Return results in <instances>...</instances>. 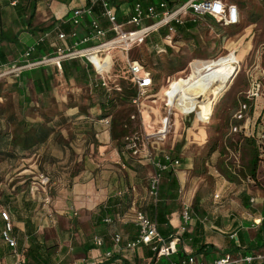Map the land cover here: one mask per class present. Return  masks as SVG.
I'll list each match as a JSON object with an SVG mask.
<instances>
[{"label":"rangeland","instance_id":"374dc122","mask_svg":"<svg viewBox=\"0 0 264 264\" xmlns=\"http://www.w3.org/2000/svg\"><path fill=\"white\" fill-rule=\"evenodd\" d=\"M227 1L235 3L240 9L241 20L238 25L224 27L210 19L208 22L211 26L209 27L205 20L199 19L195 23L196 28L188 33L191 36L189 39L188 35L172 33L170 38H163L158 45L154 43L156 37L153 33L145 41L135 43L130 47L120 44L101 54L85 53L82 58H77L81 62L82 73L84 72L83 66L94 74H97V70L93 64L97 65L98 68L107 67L103 77L110 89V97L113 99L117 97V94L126 90L128 92L136 90L129 73V63L140 61L147 65L153 76L161 74L158 80L154 82L153 87L142 97L143 100H141L142 103L139 108L133 105L119 106L112 115L119 124L115 128L116 131H125L132 137H129V140L125 139V144L134 140L140 149V152L135 156H132V152L126 149L123 162L127 164V167L123 170H127L128 164L138 159L153 161L154 159H161V155L164 154L179 158L183 163H187L189 158L193 162L197 159L195 165L199 170L188 173L190 181L201 182L198 191L201 200L195 199L192 203L190 202L193 215L199 216V224L207 237L218 234L219 240L222 237L226 242L232 244V240L229 238L231 234L221 236L217 229L231 232L230 226L236 218L246 221L244 214L250 212L256 204L249 199L256 197L254 195L256 189H264V179H262L264 176V153L261 155L263 160H261L262 164L259 167V170L262 171L259 172L256 180L251 179L253 183H249L248 177H251L250 160L254 157L255 148L247 141L243 133L234 132V126L243 124V122L236 121L235 116L244 104L248 106L246 113H249L251 108L253 111V107L250 106L251 102H258L259 109L264 107V0ZM31 2L32 0H18L17 10H15L17 20H15L14 13L8 12V8L6 11L1 10L0 25L11 28L9 30L12 31V34L17 31L19 36L20 34L23 35V38L26 36L29 38L30 35L34 37L38 32L42 33L49 23H40L33 30L39 19L38 13L34 12L30 5ZM125 12L118 8V20L119 15L124 18ZM32 14L35 16V22L33 21L32 25H29ZM191 18L192 16H188L187 20H191ZM101 25L104 28L103 20H101ZM123 30L131 31L133 29L125 26ZM106 40H110L108 35ZM26 44L28 43L4 47L7 52L6 61L10 64L8 63L7 72L3 76L0 72V108L5 111V117L2 121L3 130L10 136L21 137L24 128L18 123L23 120L28 123L40 122L46 126L63 122L66 117L68 121L62 123L59 128H55L49 140L42 144L31 158L24 159L20 154H17L13 159L0 157V212L4 208L12 209L13 212L20 211V209L24 210V203H21L22 199L18 201V197L23 196L24 202L28 193L31 196L33 191L29 189L30 185L39 182L42 175L49 176L51 179L47 189L50 196H53L55 188L56 191L60 189L57 186L66 185L68 187L69 184H73L75 179L70 177L80 166L78 160L85 154H91L89 149L90 142L93 140L91 125L94 126L97 121V118H94L96 114L91 111V106L95 102L104 103L106 99L104 95H101V93L104 94L103 92L93 91L92 87H89L84 81L85 77L82 74L78 75V72L74 79L67 80L62 70L55 63L33 67L31 65L33 55L31 57L25 56L30 47ZM161 44L170 46L173 52L164 53ZM95 45L92 43L88 47ZM84 49L86 48H82V50ZM45 56L42 55V58ZM100 59L104 61L105 65H100ZM171 59H175L179 63L176 72L170 69L169 60ZM195 61L197 62L194 64ZM229 62H233L232 66L236 68V74L233 78L224 79L221 86L215 87L218 85V71L212 76L196 80L200 72L205 71L208 67ZM158 63L163 65V70H159L155 66ZM92 77L94 76L92 75ZM192 81L194 83L191 84ZM256 82L261 84L260 96L257 100L251 101L253 99L251 93ZM189 84L190 86L186 87ZM213 86L215 89H212ZM184 88L183 94L177 95L179 90ZM199 94L204 96L199 99V104L196 105L194 104L195 98ZM170 102H175L172 107H170ZM169 109L172 111L170 116ZM82 112L90 115L89 117L93 121L84 119V117L77 119V115ZM9 117H14L17 121L8 124L6 118ZM166 117L169 119L167 125L164 126ZM107 121L108 123L106 120L103 122L110 125L109 119ZM159 130L161 132L165 130L164 134L159 136V139L158 137L149 139L150 146H144V136ZM214 151L217 152V155L215 160L210 162L209 167L216 169L218 167L221 173L222 160L225 158L226 161L230 162L229 166L235 173L228 171L225 178L238 181L239 185H231L224 192L220 190L217 192L215 186L210 187L214 181L208 177L203 168L206 167L209 152ZM222 154L225 156L223 157ZM121 164L123 163L121 162ZM229 172L231 173L230 176H228ZM54 176L61 178L52 188ZM146 176L144 180L147 182ZM165 179L164 174L163 184ZM243 179L246 183L242 182ZM163 190L164 186L162 185V196L164 195ZM180 191L178 188L173 190L172 195L169 196L170 200L165 203L163 201L161 204L158 203L159 208L162 209L163 206H166V208L164 207L166 213L171 212L170 214L176 213L181 216L183 203L187 199L186 192L183 190L184 192L180 194ZM36 193H40L36 194V197L42 199V204L32 201H28L27 204L29 203V206L33 207L34 210L37 209L33 213L36 217L35 221H42L41 224H44L46 216L43 206L52 208V198L50 197V204L46 205L43 202L46 193L44 194L40 189ZM217 193L221 195L219 198L215 196ZM244 195L247 202L245 199L242 200ZM136 203L134 202V206L129 212L138 208ZM148 215L155 219L149 213ZM49 217L51 219L50 226L59 224V227L63 228L64 220H58L56 214ZM134 229L137 231L136 227ZM53 232L52 229H48L44 234L41 231L38 233L39 235L36 234L39 240L43 242L44 251L53 247V264H64L68 260L72 261L71 256L64 259L66 253L63 254V252L67 250V247L63 243L64 240H70L73 244H77L76 237L71 235L67 239L68 236L62 237L60 235L61 238L58 240ZM18 237L19 243H25L24 247L27 248L28 238L22 234ZM48 238L51 240H47ZM86 238L87 244L91 245L93 235L86 236ZM185 241L190 244V247L194 243L188 239ZM84 246L82 245L81 250H75L73 254H80L81 257L88 255ZM0 250H4L5 253L4 258H0V264H13L15 262L12 251L5 246L1 236ZM213 252L216 253L217 251ZM198 253V251L193 252L195 255ZM202 254L206 257L210 253ZM134 256V264H145L139 256L136 254ZM102 260L103 257L101 256L100 261ZM163 261L165 263V259ZM207 261L211 260L207 258Z\"/></svg>","mask_w":264,"mask_h":264},{"label":"crops","instance_id":"0c3cea01","mask_svg":"<svg viewBox=\"0 0 264 264\" xmlns=\"http://www.w3.org/2000/svg\"><path fill=\"white\" fill-rule=\"evenodd\" d=\"M111 4L116 8L117 15H118V8H120V11H126L123 15L124 18H121L122 16L119 15V22L120 24H126L130 20L132 16V8L135 2H141L145 7L157 4L158 2H161L162 0H109ZM130 1V2H129ZM166 1V0H165ZM171 1V0H170ZM17 2L18 0H0V4L3 5L2 11H6V8H8V12L14 13L15 20H17V13L15 10H17ZM94 3V0H32L31 7L34 12H37L38 16V23L33 28L36 29L38 27V24L40 23H49L47 27L52 26L51 29H48L47 31L38 32L36 36H31L29 38H23V35L16 31L13 35L18 37L17 44L21 43H28L26 45L31 46L33 45L39 38H41L46 32L54 30L57 26H63L64 24H67L70 17L72 16V12L77 8H82L88 5H92ZM8 5V6H7ZM98 9L99 14L102 13V7L99 4L95 6ZM126 7V8H125ZM47 13V14H46ZM36 15V14H35ZM103 20L105 26V29H110L111 25L109 22L101 18ZM33 21L35 22V16L33 17ZM32 21V22H33ZM189 22V21H188ZM205 22L208 23V26L211 25L208 22V19L205 20ZM69 24V23H68ZM32 25V23H31ZM196 25V24H195ZM110 26V27H109ZM109 27V28H108ZM131 27V26H129ZM11 28L5 27L3 25H0V31H7ZM32 29V28H31ZM76 31L83 34L86 32L85 25L82 27H73ZM27 35L29 33H26ZM109 38H112L114 36L113 33L107 34ZM1 38V37H0ZM25 39V40H24ZM107 39V37H106ZM105 39V40H106ZM33 40L35 41L33 43ZM33 44H30V43ZM53 46L54 49H57L58 47H63L66 44H70L69 41L67 42H61L57 39V33L54 32L51 35V38L48 40V42ZM17 44L15 42H8V41H0V72L2 73V76L4 73H6V68L9 62L6 61L7 58V52L5 51L4 47L6 45H12ZM37 53V52H36ZM35 53V54H36ZM34 56V55H33ZM32 56V57H33ZM42 58V57H40ZM38 58V59H40ZM79 59V58H78ZM32 60H36L33 59ZM81 64V62L79 61ZM10 64V63H9ZM83 75L87 76L84 81L87 82L89 87H92L91 82L92 80L97 81L96 74L91 73V71L83 66ZM63 73V69H62ZM76 75V74H75ZM92 75L94 77H92ZM224 79H227L226 77H220L217 79L218 86H221ZM89 80V81H88ZM194 83L193 81L191 84ZM190 85V84H189ZM213 86L212 89H215ZM121 90V89H120ZM122 91V90H121ZM200 98L204 96L203 94H199ZM175 102H170V107H172ZM252 104L250 106L253 107L251 110H249L248 115L250 116V119L253 120L252 123L255 124L259 120L260 114L263 110V108H258V102H251ZM101 103H94L91 107V111L96 114L97 121L94 123V126L91 125V132H92V142H90V155H83L78 160V164L80 165L78 170L73 174L71 179H75L72 185H59L57 188H60L58 191L53 192V196H50L52 198V208L49 206H43V211L45 217L44 224H41L40 221H35V218L33 213L37 211V209H33V207L29 206L30 204L27 202L32 201L34 203H41L42 199H38L36 197V193L39 192L38 189H36V185L32 183L30 185L29 189H31L32 195L28 193V196L26 199H24L23 202V196L21 198L18 197V201L21 199V203H24V210L13 212L12 209V218L14 220L15 230L20 235H26L28 231H33L34 234H38L40 231L41 233H45L48 231V229H52L53 234L56 239L59 240L61 236H68L67 239L72 235L76 237L77 244L70 240H64L63 245L67 247V250L63 252L64 259L67 256L72 257V261L68 260L64 262V264H83V260L86 259L88 264H116V262H122L124 264H134V258L135 254L139 256L140 259H142L143 263L150 264V259L147 258V251L149 250L147 247H142L137 252H129L124 248H114L111 241V236L120 233L123 235L125 243L129 240H133L136 237L137 231L134 229L135 226L133 225V216L131 213H124L123 216L125 218L123 221L116 220L117 215L116 212L120 209L119 203H123V206L130 204L131 201L134 202H144L147 200L148 205L151 202L149 200L148 196V181L150 176H152L155 172V167L153 165V161L148 160H136L132 163L128 164V169H126L127 164L123 162V157L125 156V151L122 149V151L119 150L118 147V140H114L112 136V121L113 118H109V124L106 125L103 121L108 119H100L102 115V109L100 106ZM196 104V103H194ZM197 105V104H196ZM264 106V105H263ZM90 111V110H89ZM90 116V115H89ZM88 114H85V112H82L81 114L77 115V119L79 117H84V119H88L90 121H93ZM147 118V117H146ZM89 123V122H86ZM111 126V127H110ZM160 131V130H159ZM157 131V132H159ZM157 132L149 133L144 136L143 144L144 146H150L149 139L158 137L160 138ZM152 134H155L154 137H151ZM130 135L128 133L121 138L122 143H125V139H130ZM132 138V137H131ZM248 139L247 137H245ZM134 141V140H133ZM253 148H255V154L257 153L256 150L259 152V163L258 168L256 171V177H248V182L251 183L252 180H256L259 172L262 170H259V167L261 163V160H263V157L261 156L263 153L260 151V149L253 145ZM132 156H135L133 152L131 153ZM217 155V152H209V159L207 160L205 172L208 174V177L214 181V183L210 184L211 186H215L216 191L220 190L221 192L227 191L231 186L234 184H240L238 181L232 180V179H226L225 174L227 176V172L231 170V167L229 166L228 161L222 160V172L220 173L216 168L209 167L210 162L215 160V157ZM223 155V154H222ZM163 155H161L162 157ZM225 155H223L224 157ZM54 157V156H53ZM250 160H253V158ZM29 159V158H28ZM55 160V159H54ZM127 161V159H126ZM181 164L179 167L170 170L167 174H165V183L163 184L164 190H163V202L165 203L167 200H170L169 196L172 195L173 189H168V182L170 181L169 175L172 174L176 177L178 181V190H181L182 192H186V202L192 203L195 201L201 200L200 195H198L199 187L201 186V182L198 181H190L188 173L191 171H198L196 160L194 162L189 158V161L187 163H183V161L180 159ZM121 162L123 164H121ZM250 165V164H249ZM251 166V165H250ZM249 166V167H250ZM213 169V170H212ZM250 170V169H249ZM28 171V170H24ZM225 172V173H224ZM229 172L228 176L231 175ZM251 172V170H250ZM235 174L234 172H232ZM147 174V176H146ZM216 174V175H215ZM147 177V182L144 180L145 176ZM260 177V176H259ZM61 177H53V184L52 188L56 186L58 183L57 181ZM252 179V180H251ZM264 179V176L263 178ZM243 183H246L244 179L242 180ZM253 183V182H252ZM190 186V187H189ZM36 190V191H35ZM130 190V191H129ZM184 190V191H183ZM54 191V190H53ZM219 191V192H220ZM246 195V194H245ZM243 196L242 200L245 199V202H247V198ZM256 197H251L249 199L252 202H256L255 206H253V209L250 210V212L244 214L246 221H241L240 218H236L234 220V223L230 226L231 232H224L221 229H217L219 234L221 236L224 235H230V239L232 240V244H229L228 241L226 242L224 238L217 237L218 234L215 236L207 237L206 234L203 233L202 227L199 224V216H194L195 219L193 223L189 226L188 232L191 234H196L197 238H199L200 243L196 244L195 246L190 247V244L187 243V241L182 240V236L184 233H182L181 225L182 221L180 218V215H177L176 213H166L165 212V218H167V223L161 225V227L164 230H168L171 228L172 230L169 232L172 234L170 236L173 238H179L180 239V250L184 252V255H193L196 256L200 261L204 262H210L207 261V258L211 261L215 260L216 258L222 256L226 253H231L233 255L239 254V252L243 255L245 254H256V255H264V189H256L255 194ZM215 196H221L220 193L215 194ZM224 197V196H223ZM249 197V196H248ZM37 198V199H36ZM111 200V206L107 207L109 201ZM41 201V202H40ZM244 201V200H243ZM168 205V204H164ZM166 208V206H163V208ZM7 208H4L3 210H6ZM2 211V210H1ZM17 214V215H16ZM54 214L57 215L58 220H64L65 223L63 224V228L61 229L59 227V224H55L50 226L49 223H51L50 215L54 216ZM122 216V217H123ZM233 216V214H232ZM55 218V217H54ZM107 218L114 219V222L112 224H107L105 220ZM152 218V217H151ZM153 219V218H152ZM155 220V219H154ZM50 221V222H49ZM74 221V223H73ZM156 221V220H155ZM116 222V223H115ZM201 222V221H200ZM158 223V222H157ZM39 235V234H38ZM61 235V236H60ZM93 235L92 243L87 244L86 242V236ZM95 237H102L106 240L108 248L112 249L113 251V257L111 260H108V262H101L100 257L104 255L105 249H96L93 240ZM26 238H28L26 236ZM47 240H51L48 238ZM192 240V239H189ZM82 245H85V249L87 250V254L84 257H81L80 254L75 255L73 252L75 250H81ZM205 245H213L216 248V253L212 252L208 256L205 257L204 254H193V252H200V248ZM74 246V247H73ZM70 248V249H69ZM190 251V252H189ZM192 253V254H191ZM53 258V257H52ZM176 258V259H175ZM179 256H175L172 259L177 260ZM165 259V263L164 260ZM62 261V260H61ZM74 261V262H73ZM170 260L166 258L158 259L156 264H168ZM6 264V263H3ZM14 264V263H13Z\"/></svg>","mask_w":264,"mask_h":264},{"label":"built area","instance_id":"2783aa9c","mask_svg":"<svg viewBox=\"0 0 264 264\" xmlns=\"http://www.w3.org/2000/svg\"><path fill=\"white\" fill-rule=\"evenodd\" d=\"M99 3L102 7V13L100 15L94 9ZM188 16H192L191 20H187ZM101 18L109 22L111 25L110 29L107 30L102 27ZM206 18L214 19L215 22L224 27H230L240 23L241 14L239 7L235 3L227 0H162L157 4H152L147 7L141 2H135L132 8V16L127 22V25L131 26L133 30L124 31L123 27H125L126 24L119 23L116 8H114L111 2L109 0H94L92 5L75 9L68 21L74 28H83L85 25L86 32L81 34L73 29L70 34H66V32L61 31V25L57 26L54 30L46 32L31 45L27 49L25 56L31 57L34 55L38 47L46 43L54 32H57V39L59 41H69L70 44L58 47L52 55L36 59L35 61L33 60L31 65L33 67H38L49 63H55L57 67L62 70V62L67 59L82 58L85 56V53L91 55L101 54L102 52H106L107 49L111 50L110 48L120 44H125L126 47H130L135 43L143 42L150 34L163 28H167L170 33L175 34L177 33L176 26H183L188 21L196 23L197 20H206ZM109 32L113 33L114 36L110 40H105ZM116 34L117 36H115ZM92 43L96 45L88 47ZM82 48L86 49L82 50ZM99 61L100 65H105L102 59ZM93 65L97 70V82L110 92L108 84L103 77V73L107 70V67L98 68L97 65ZM129 66V73L137 91L136 95L131 99V104L139 108L142 103L141 100H143L142 97L153 87L154 82L152 77L144 72V66H142L140 61L129 63ZM260 90L261 84L256 82L251 93V97L253 98L251 101H255L259 98ZM247 109L248 106L244 104L240 112L235 116L236 121L243 122V124L234 126V132L243 133V136L253 139L260 151L264 152V108L260 114L259 120L256 122V126L252 123L253 120L250 119L248 113H246ZM169 110L170 116L172 111L171 109ZM168 119V117L165 118L164 126L167 125ZM106 123H108L107 120ZM164 132L165 130H162V132L160 130L158 134L162 135ZM151 137H154V135H151ZM126 148L133 152L134 155L140 152L137 143L133 140L126 144ZM180 164V159L170 154H164L161 159L153 160L155 172L150 176L148 181V196L154 205H158V203L161 202V187L163 185L164 174L179 167ZM50 183V177L45 175L41 176L39 182L34 183L38 186L36 189H40L44 194L46 193L43 201L46 205L51 202L50 195L47 192ZM180 194H182V191H180ZM216 198H219V196H216ZM130 213L133 216V224L137 229L136 237L125 243L123 235L116 233L111 236L114 248L125 247L127 251L134 253L142 247H147L152 252L156 253L158 259L166 258L170 260V264H264V255H243L240 252L237 255L226 253L207 263L200 261L193 255H184L177 260H172L173 257L179 255L180 239L173 237L166 238L163 236L160 233L157 221L152 219L145 211L135 208ZM0 215L5 222V227L1 232L2 241L5 246L12 251V256L15 259L14 264H22L23 255L18 248L19 243L14 232L15 225L11 210H2ZM50 216L52 217V215ZM122 216L123 215L117 216L116 220L123 221L125 216ZM193 216L192 205L188 202H184L183 211L180 216L182 221V233L188 232L189 226L195 219ZM105 222L107 224H112L114 219L107 218ZM93 244L96 249H105L101 262L105 263L112 259L113 251L108 248L104 238L95 237ZM83 264H88L86 259L83 260ZM116 264L124 263L116 262Z\"/></svg>","mask_w":264,"mask_h":264},{"label":"trees","instance_id":"16d2710c","mask_svg":"<svg viewBox=\"0 0 264 264\" xmlns=\"http://www.w3.org/2000/svg\"><path fill=\"white\" fill-rule=\"evenodd\" d=\"M3 5L0 4V13H1V9H2ZM17 7V6H16ZM95 11L99 14L98 9L95 7L94 8ZM22 14V13H21ZM100 15V14H99ZM33 17L34 14H32V16L30 17V21H29V25H31L32 21H33ZM208 19V21L211 18H206ZM214 21V19H213ZM52 26H49L47 28L44 29V31H47L48 29H51ZM195 23L189 21L186 22L183 26H176V30L177 33L179 34H184V35H188V39L191 37L189 36L188 33L192 32L195 29ZM61 31L66 32V34H70L73 31V27L71 26V24H64L63 26H61ZM57 33V32H56ZM155 42L156 44H160L159 42L161 40H163V38H170V33L169 30L167 28H163L160 29L159 31L155 32ZM0 41H8V42H15L17 44L18 42V37L17 35L14 36L12 34L11 30H7V31H0ZM111 39V38H110ZM145 41V40H144ZM48 42V41H47ZM161 47H163L162 51H164V53H168L169 52H173L172 49L170 48V46H164L163 44L160 45ZM56 51V49L53 48V46H51V44L49 43H44L41 44L38 49H37V53L34 54L33 59H38L40 57H42V55H51L52 53H54ZM169 66L170 69L173 70V72H176V67L179 64L175 59H171L169 60ZM143 67L144 72L148 73L152 79L153 82L157 81L158 78L160 77L161 74H156V75H152L151 71H149V69L147 68V65L141 63ZM81 64L79 63L78 58H74V59H70V60H65L62 62V69H63V73H64V77L67 80H71L74 79L76 76L75 74L78 72V75L82 74V69H81ZM159 70H163V65L161 63H158L155 65ZM87 76L85 75V78ZM89 81V80H88ZM93 82H91L92 85V89L93 91H97V92H103L104 94L101 93V95H104V98H106L104 100V103H101V109H102V115L100 119H109L112 115H114L115 111L118 109V107H122V106H127V105H132L131 103V99H133V97L136 95L137 91L134 89L131 92H128L127 90L124 92H121V94H117L116 98H111V94L108 92V90L104 87L101 86V84L95 80H92ZM119 99V102H117V100ZM5 117V111L4 109L0 108V157L4 158V159H13L17 156V154L22 155V158L26 159V158H31L38 150V148L40 146H42V144L46 143L49 138L51 137L53 131L55 128H59L62 123H64L65 121H68V118H65V121L63 122H56L53 124V126H46L42 123H28L26 120H23L21 122L18 123V125H20L22 128H24L22 130V136L21 137H13L12 135L10 136L8 133H6L3 128H2V121L3 118ZM113 117V116H112ZM17 120L14 117H9L6 118V122L8 124H11V122H16ZM119 126L116 118H113L112 121V136L114 140H118V147L119 150L122 151V149H124L125 152H127V148H126V144L120 142L121 138L124 137L127 132L125 131H120L117 132L116 131V127ZM123 126V125H120ZM248 142H250V144L258 147L255 143V141L253 139H247ZM10 147H12V149H10ZM256 154L255 157L253 158V160L251 161V175L253 177H256V171L258 168V163H259V152L256 150ZM262 152V151H261ZM264 153V152H262ZM169 179L170 181L167 183L168 184V189L169 190H175L178 188V181L176 179V177L172 174L169 175ZM130 191V190H129ZM162 194H161V202L163 200L162 198ZM150 200V199H149ZM160 202V204H161ZM111 206V200L109 201L107 207ZM120 209L117 211L118 215H123L124 213L129 212L132 207L134 206V201H131L130 204L123 206V203H119ZM136 206L142 210L145 211L147 214L149 213L151 216H154L155 219L158 222L159 225V230L160 233L165 236L166 238H169L172 234H170L169 232L172 230L171 228H169L168 230H164L161 225L167 223V220L165 218V208L160 209V205H154L152 203H150L148 205L147 200H145L144 202H138L136 203ZM130 213V212H129ZM153 218V217H152ZM5 227V222L3 220V218L0 215V236H1V232ZM15 235L18 238V243H19V234L17 233V231L14 229ZM170 235V236H168ZM24 236L28 237L29 240V244L28 247L25 248L23 242H20L18 244V248L19 251L22 253L23 255V262L22 264H53L52 261V252H53V247L46 249V251H44L45 247L43 245V242L39 240L38 236L36 234H34L33 231H28V233ZM182 240H189L192 239V241L194 243H192V246H195L196 244H198L199 238H197L196 234H189V232H186L183 234ZM44 251V252H43ZM213 251H216V248L213 245H205L202 246L200 248V252L198 254H202V253H212ZM5 253L4 250H0V258H4ZM179 257L184 256V252L182 250H180L179 252ZM147 258L150 259L151 263L150 264H156L158 258L156 253L152 252L150 249L147 251ZM176 259V258H175ZM174 260V259H172ZM168 264H170V262H168Z\"/></svg>","mask_w":264,"mask_h":264},{"label":"bare ground","instance_id":"6f19581e","mask_svg":"<svg viewBox=\"0 0 264 264\" xmlns=\"http://www.w3.org/2000/svg\"><path fill=\"white\" fill-rule=\"evenodd\" d=\"M107 50H109V49H107ZM196 62L197 61H195L194 64ZM232 64H233V62H229V63H226V64L210 66L206 70L204 69L205 71H201L200 75H198L199 76L198 79H196V80H201V79L206 78L207 76H212L217 71H218L220 77H226L227 79L233 78L235 76V74H236L235 73L236 72L235 71L236 68L234 66H232ZM189 86L190 85H188L186 87H189ZM185 88L182 89V90H179L177 95L183 94ZM199 99H200V96L197 95L196 98H195V100H196L195 103L196 104H199Z\"/></svg>","mask_w":264,"mask_h":264}]
</instances>
